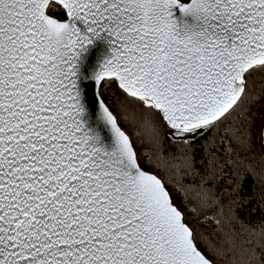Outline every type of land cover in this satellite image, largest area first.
I'll use <instances>...</instances> for the list:
<instances>
[{"label": "snow or ice", "instance_id": "1", "mask_svg": "<svg viewBox=\"0 0 264 264\" xmlns=\"http://www.w3.org/2000/svg\"><path fill=\"white\" fill-rule=\"evenodd\" d=\"M0 0V264H264V0Z\"/></svg>", "mask_w": 264, "mask_h": 264}, {"label": "trees", "instance_id": "2", "mask_svg": "<svg viewBox=\"0 0 264 264\" xmlns=\"http://www.w3.org/2000/svg\"><path fill=\"white\" fill-rule=\"evenodd\" d=\"M52 9H53V11L56 10V4L52 3Z\"/></svg>", "mask_w": 264, "mask_h": 264}, {"label": "water", "instance_id": "3", "mask_svg": "<svg viewBox=\"0 0 264 264\" xmlns=\"http://www.w3.org/2000/svg\"><path fill=\"white\" fill-rule=\"evenodd\" d=\"M52 3L56 4V3H55V0H52Z\"/></svg>", "mask_w": 264, "mask_h": 264}]
</instances>
